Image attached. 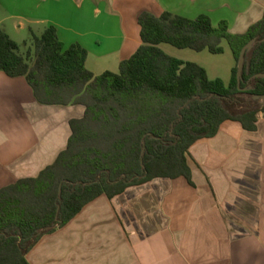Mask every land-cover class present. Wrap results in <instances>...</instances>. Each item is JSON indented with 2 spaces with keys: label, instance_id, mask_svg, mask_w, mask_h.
Returning a JSON list of instances; mask_svg holds the SVG:
<instances>
[{
  "label": "crops",
  "instance_id": "1",
  "mask_svg": "<svg viewBox=\"0 0 264 264\" xmlns=\"http://www.w3.org/2000/svg\"><path fill=\"white\" fill-rule=\"evenodd\" d=\"M235 1L0 0V31L12 37L10 23L15 33L28 26L38 36L55 26L64 48L84 46L86 67L100 75L119 72L140 47L143 12L213 18L217 9L232 12ZM244 1L229 25L233 34L264 16V0ZM84 112L81 105L41 104L25 77L0 71V188L52 164L68 145L71 119ZM189 164L196 186L184 184L177 193L183 177L159 178L111 199L101 195L44 235L28 253L29 263L264 264L263 114L254 131L224 122L216 136L191 147Z\"/></svg>",
  "mask_w": 264,
  "mask_h": 264
},
{
  "label": "trees",
  "instance_id": "2",
  "mask_svg": "<svg viewBox=\"0 0 264 264\" xmlns=\"http://www.w3.org/2000/svg\"><path fill=\"white\" fill-rule=\"evenodd\" d=\"M142 44L120 63L119 72L95 75L86 67L87 49H65L55 26L26 42V53L0 31V71L25 77L41 104L81 105L84 115L70 121L67 147L37 177L0 188V264H30L38 241L74 219L101 195L110 199L127 188L159 178L191 182L190 149L217 135L226 121L257 129L264 107V16L242 34L226 21L215 26L165 11L139 16ZM258 41L245 56L242 83L238 59L244 45ZM235 57L229 84L207 70L166 53L161 45ZM248 87H251L247 90Z\"/></svg>",
  "mask_w": 264,
  "mask_h": 264
},
{
  "label": "rangeland",
  "instance_id": "3",
  "mask_svg": "<svg viewBox=\"0 0 264 264\" xmlns=\"http://www.w3.org/2000/svg\"><path fill=\"white\" fill-rule=\"evenodd\" d=\"M235 2L236 4H233L232 12L228 9H223V10L217 9L215 10L216 16H214L213 18L209 16L215 26H218L219 23L222 21H226L229 27L232 21H234V16L236 14L238 7L237 5L239 4L241 9L244 8L246 5L244 0H239L238 3L237 1ZM7 28L10 30V33L12 34L13 38L12 37L11 38L20 45L21 52L26 53L27 46L24 45V41L30 39L33 36L30 33L29 27L27 26L24 31L19 33L14 32L13 27L10 23L9 24L7 23ZM36 28L41 30L40 27H36ZM36 33L39 34L38 36L41 35V31L40 32L36 31ZM222 46L224 48V53L215 55L210 53L208 50L197 52L192 49H178L169 44L161 45L162 49L166 53L174 57H177L179 59L198 63L199 65L203 66L207 70V73L211 79L221 78L226 83H228L229 79L232 76V69L236 65V61L233 52L229 46V43L227 41H223ZM182 180L183 181H181V183L179 182L177 183L179 185V186L177 185L178 187L177 193L178 192L182 193L185 191L184 184L188 185L189 187L196 186L192 177H191V182H189L186 178Z\"/></svg>",
  "mask_w": 264,
  "mask_h": 264
},
{
  "label": "water",
  "instance_id": "4",
  "mask_svg": "<svg viewBox=\"0 0 264 264\" xmlns=\"http://www.w3.org/2000/svg\"><path fill=\"white\" fill-rule=\"evenodd\" d=\"M260 41L258 38H253L251 39L244 47L242 48L239 59H238V69H237V81L238 85L240 86L242 83V73L244 70V65H245V56L246 54L252 50L253 46ZM261 41H264L261 40ZM254 77H263L264 78V73H259L255 75ZM251 87H248L247 90H249ZM253 100L258 102L261 107H264V95H254Z\"/></svg>",
  "mask_w": 264,
  "mask_h": 264
}]
</instances>
